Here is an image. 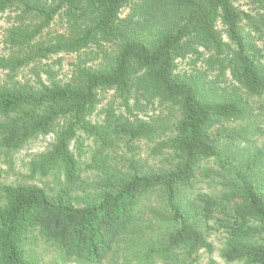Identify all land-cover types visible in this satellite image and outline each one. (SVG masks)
Masks as SVG:
<instances>
[{
	"label": "trees",
	"instance_id": "obj_1",
	"mask_svg": "<svg viewBox=\"0 0 264 264\" xmlns=\"http://www.w3.org/2000/svg\"><path fill=\"white\" fill-rule=\"evenodd\" d=\"M4 17L10 52L0 55V72L7 74L0 79V152L55 134L30 163V176L56 178L51 188H1L0 264H37L29 250L39 242L69 259L100 264L121 239L142 231L143 200L152 193L161 227L149 259L157 254L179 264L178 251L191 261L202 249L212 254L216 229L224 234L227 263L264 264V148L246 158L241 144L250 133L229 126L250 114V97L264 99V0H0ZM61 54L78 56L68 81L53 80L47 63L41 69L52 73L49 82L40 72L33 82L15 80L19 71ZM89 56L103 62L89 65ZM187 60L191 72L179 67ZM212 74L215 80L208 79ZM228 76L231 84L221 88L218 81ZM107 91L120 103L93 119ZM145 101L174 115L145 120ZM164 125L170 136L154 148L164 162L110 169L109 151L119 142L148 139ZM80 133L97 146L88 167L104 172L82 201L76 192L91 183L71 148ZM210 160L221 169L204 171ZM216 173L223 179L219 195L191 199L195 181Z\"/></svg>",
	"mask_w": 264,
	"mask_h": 264
},
{
	"label": "rangeland",
	"instance_id": "obj_2",
	"mask_svg": "<svg viewBox=\"0 0 264 264\" xmlns=\"http://www.w3.org/2000/svg\"><path fill=\"white\" fill-rule=\"evenodd\" d=\"M238 6H240V9L248 12L251 10V6L246 2H239ZM128 12L129 9H125L122 13V17L126 16ZM11 15L14 16V13ZM7 17L0 19V55L2 56L8 55L10 52L8 51V48H5V44L3 42V33L9 24L7 22ZM219 28H222L221 25H219ZM88 60L89 65L92 66L99 65L103 62L102 57L93 58L89 56ZM77 61L78 56L75 54H61L53 56L49 60L43 61L41 64H32L30 67L19 71L15 76V80L21 83H25L27 81L33 82L36 81V73L40 72L43 79L47 82H49L52 73V75H54L52 76L53 80L66 82L71 76L73 63ZM46 63L53 65L51 74H48L45 70L41 69L46 68ZM179 67L182 71L188 72H191L193 69L189 64V60L179 62ZM214 77L215 75L212 74L208 79L215 80ZM5 78H7V74L5 72H0V79ZM230 84L231 81L229 76L220 82L218 81V85L221 88L229 87ZM100 99L101 102L97 107V113L93 116V119L96 117L98 120H101L102 117L98 114H100L104 108L108 107L110 103H120V99L113 91L102 92L100 94ZM249 100L251 103L250 114H248L243 120L229 124V126L233 127H244L248 133H250L249 142L241 144L243 145L242 155L246 158L249 154L264 148V99L250 97ZM144 103L147 106L140 113V117L145 120H150L151 117L161 116L169 121V116H172L170 113L174 115L172 110L165 109V106L163 109V107L157 102L152 105H148L147 101ZM174 121L175 119L172 118L170 124H173ZM156 129L157 131L154 136L148 139L136 140L133 142L124 140L119 142L116 147L109 151L113 158L110 169H114L118 173H124L127 172V166L130 161H136L137 163L145 165V168H152L155 167V165L159 166L162 161L164 162V156L155 153L154 148L158 143L170 136L172 128L170 129L169 126L164 125V127ZM79 137L80 142L74 141L71 148L83 166H86L84 168L83 178L91 183L90 187L86 190L76 192L78 201H82L87 192H93L95 190L94 186L97 185L100 177H104V172L102 175L101 172L96 171V169L88 167L97 146L91 138H87L84 134L80 133ZM54 140L55 134H50L48 136H41L30 140L20 150L13 151L9 153V155L0 152V195H2L1 188L5 185L24 183L46 188L55 186L56 176L54 173L45 177L39 175L35 177L30 176V163L38 155L46 151ZM203 169L204 171L213 169L217 172L221 168L215 160H210L203 164ZM222 181V177L218 176L217 173L209 178L201 176L195 181L194 186L189 188L187 194H189L191 199L199 193L219 195L223 188ZM142 208L144 216V218L141 219L142 225L140 229L142 231L121 239L113 252L100 264H167L162 257L157 254H153L150 259L148 258L151 248L159 246L156 234L160 231L161 224L158 223L152 214L155 209L159 208V197L156 193H152L143 200ZM149 223L152 226L151 228L146 226ZM210 232L211 236L209 237V240L215 247L214 252L209 254L202 249L199 251L196 260H192V262L191 260H187L188 257L183 251H178L177 255L180 259L179 264H209L211 260H214L219 264H245L242 261L227 263L221 255V250L224 247V234L216 229H212ZM30 248L29 253L37 264H93L86 261L69 259L58 247H53L43 242H39L37 245L31 246Z\"/></svg>",
	"mask_w": 264,
	"mask_h": 264
}]
</instances>
